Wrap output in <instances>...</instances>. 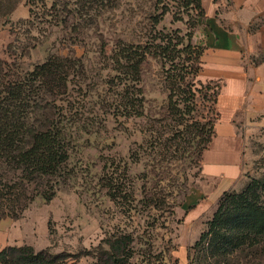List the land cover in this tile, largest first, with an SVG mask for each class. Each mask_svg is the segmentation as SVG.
Returning a JSON list of instances; mask_svg holds the SVG:
<instances>
[{"label":"rangeland","instance_id":"374dc122","mask_svg":"<svg viewBox=\"0 0 264 264\" xmlns=\"http://www.w3.org/2000/svg\"><path fill=\"white\" fill-rule=\"evenodd\" d=\"M53 1L44 0L30 15L28 0H0V63L8 64L4 71L15 63L11 74L23 75L52 56L82 64L68 93L56 103L63 110L70 158L64 177L51 180L54 197L46 202L41 195L46 179L24 182L19 171L0 161V225H10L16 243L10 246L72 255L64 264H93L101 241L123 232L134 237L131 264H178L181 248L187 252L183 264H264V233L255 236L241 222L225 225L219 238L195 247L217 204L212 213L184 227L182 205L200 179L208 137L174 152L172 127L167 125L171 121L163 118L169 94L164 81L168 73L177 72L170 62L162 65L149 56L142 65L138 87L145 97L143 116H115L111 105L117 96L112 59L117 46L149 43L153 51L150 44L160 43L162 37L178 36L185 45L190 33L191 42L204 48L210 25L205 11L203 17L195 10L183 12L177 0H100L90 20L70 19L65 26H53L49 21L58 9L52 8ZM221 13L218 6L215 15ZM11 43L19 47L13 54ZM9 79L5 75L0 83ZM194 81L206 95L202 99L198 94L197 101L207 122L215 115L214 84L198 77ZM251 154L242 181L227 193L253 189V199L264 205V142H254ZM112 180L116 186L110 187ZM157 193L167 202L154 209L146 196L151 199Z\"/></svg>","mask_w":264,"mask_h":264},{"label":"trees","instance_id":"16d2710c","mask_svg":"<svg viewBox=\"0 0 264 264\" xmlns=\"http://www.w3.org/2000/svg\"><path fill=\"white\" fill-rule=\"evenodd\" d=\"M177 1L183 12L195 10L200 16H204L202 0ZM28 4L32 15L39 4H44V0H28ZM100 4V0H54L52 8L58 9L51 15L49 23L53 26H65L70 19L88 21ZM35 19L38 20L36 16ZM29 23L36 25L33 21ZM185 36V45H182L178 36L162 37L160 43L150 44L153 51H150L149 43L118 45L112 58L117 71L113 78L117 96L111 100V105L115 116H143L145 97L142 88L138 87L142 65L149 56L160 60L162 65L170 62L177 72L168 73L167 81H164L169 94L163 118L167 117L171 121L167 123L173 131L172 138L169 139L174 142L171 146L177 153L179 148L199 142L207 135L204 152L213 136V126L218 118L215 104L219 85L209 82L214 84L211 110L215 115L214 119L204 122L198 112L200 106L197 95L201 94L202 99L206 95L196 88L194 81L201 72L204 48L191 42L190 33ZM180 45L182 47L178 48ZM8 49L13 54L19 47L11 43ZM176 59L179 61L175 62ZM177 65L181 66L178 70ZM3 67L7 68L8 64L0 63V80L5 75L10 79L0 83V161L19 171L24 182L46 179V188L41 195L49 202L55 195V186L51 184V180L64 177L70 158L69 143L64 134L63 110L56 103L68 93L69 84L82 64L78 59L52 56L23 75L11 74L12 70H16L15 63L7 71ZM206 89L209 91L210 87L207 86ZM177 126H182V129H177ZM177 135V139L173 140ZM113 185L116 186L112 180L110 187ZM253 193V189L241 194L223 193L211 220L206 224V230L195 241V247L206 239L214 241L219 238L221 229L232 222L250 226L255 236L264 233V205L253 199ZM146 202L158 209L164 207L167 201L166 198L161 200L157 193L151 199L146 196ZM133 243L134 237L130 233L120 232L106 237L99 245L97 259L93 264H131ZM71 256L65 252L53 254L47 249L36 251L30 245L6 246L0 250V264H64Z\"/></svg>","mask_w":264,"mask_h":264},{"label":"crops","instance_id":"0c3cea01","mask_svg":"<svg viewBox=\"0 0 264 264\" xmlns=\"http://www.w3.org/2000/svg\"><path fill=\"white\" fill-rule=\"evenodd\" d=\"M213 1L202 0L210 25L198 79L219 85L218 118L202 153L200 179L182 205L185 228L212 213L223 193L242 181L253 143L264 142V0ZM218 6L221 15H215ZM3 224L0 250L16 244L10 225ZM186 253L178 250V264L184 263Z\"/></svg>","mask_w":264,"mask_h":264}]
</instances>
